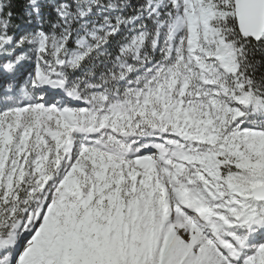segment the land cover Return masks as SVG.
Listing matches in <instances>:
<instances>
[{
	"label": "snow or ice",
	"instance_id": "obj_1",
	"mask_svg": "<svg viewBox=\"0 0 264 264\" xmlns=\"http://www.w3.org/2000/svg\"><path fill=\"white\" fill-rule=\"evenodd\" d=\"M14 3L0 264H264V0Z\"/></svg>",
	"mask_w": 264,
	"mask_h": 264
},
{
	"label": "trees",
	"instance_id": "obj_2",
	"mask_svg": "<svg viewBox=\"0 0 264 264\" xmlns=\"http://www.w3.org/2000/svg\"><path fill=\"white\" fill-rule=\"evenodd\" d=\"M25 4H26V0H15L14 3L15 14L16 16L20 17L19 19H14V23L20 24L21 26L20 29H26L31 26L26 23L28 17L24 15Z\"/></svg>",
	"mask_w": 264,
	"mask_h": 264
},
{
	"label": "rangeland",
	"instance_id": "obj_3",
	"mask_svg": "<svg viewBox=\"0 0 264 264\" xmlns=\"http://www.w3.org/2000/svg\"><path fill=\"white\" fill-rule=\"evenodd\" d=\"M35 28V24L31 25L30 27L26 28V29H20L19 31H26V30H30V29H34ZM31 65L30 64H26L25 65V69H30Z\"/></svg>",
	"mask_w": 264,
	"mask_h": 264
}]
</instances>
